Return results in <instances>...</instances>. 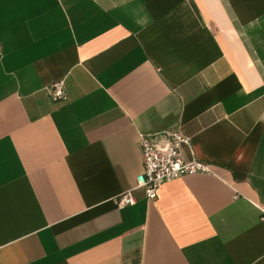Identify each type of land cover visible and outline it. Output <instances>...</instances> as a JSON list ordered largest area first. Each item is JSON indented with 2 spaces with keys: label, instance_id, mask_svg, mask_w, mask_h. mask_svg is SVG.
I'll return each instance as SVG.
<instances>
[{
  "label": "crops",
  "instance_id": "obj_1",
  "mask_svg": "<svg viewBox=\"0 0 264 264\" xmlns=\"http://www.w3.org/2000/svg\"><path fill=\"white\" fill-rule=\"evenodd\" d=\"M170 131L211 173L117 207ZM262 209L264 0H0V264H264Z\"/></svg>",
  "mask_w": 264,
  "mask_h": 264
},
{
  "label": "built area",
  "instance_id": "obj_2",
  "mask_svg": "<svg viewBox=\"0 0 264 264\" xmlns=\"http://www.w3.org/2000/svg\"><path fill=\"white\" fill-rule=\"evenodd\" d=\"M49 91L54 101L66 99L62 82L53 83ZM182 143H187V139L178 131L165 133L160 144L155 141V138L141 135L139 147L143 160L142 172L135 177L133 188L114 199L116 206L124 207L134 204L132 190L142 189L147 199L154 200L157 188L166 181L185 174L211 173L207 164L196 160L186 162L180 158L179 147ZM261 212L264 217V209Z\"/></svg>",
  "mask_w": 264,
  "mask_h": 264
}]
</instances>
